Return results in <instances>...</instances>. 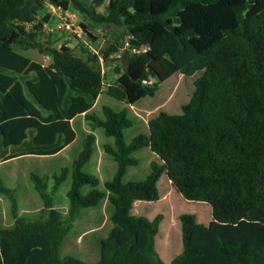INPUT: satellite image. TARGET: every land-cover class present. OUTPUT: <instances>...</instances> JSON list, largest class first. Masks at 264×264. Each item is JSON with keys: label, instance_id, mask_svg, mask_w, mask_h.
<instances>
[{"label": "trees", "instance_id": "16d2710c", "mask_svg": "<svg viewBox=\"0 0 264 264\" xmlns=\"http://www.w3.org/2000/svg\"><path fill=\"white\" fill-rule=\"evenodd\" d=\"M51 1L124 28L133 53H124V70L106 89L118 102L133 106L173 75H200L180 115L160 112L148 121L147 135L126 143L132 122L124 109L103 106L102 118L92 112L104 86L99 60L118 50L100 57L83 46L78 53L47 48L49 64L32 61L17 49L41 48L37 38L50 20L37 18L45 0H0V162L59 153L75 139L71 120L83 114L113 140L103 150L116 164L101 187L84 171L95 148L88 134L70 169L51 178L30 174L47 213L18 217L11 200L14 227L0 228V264H90L59 258L58 251L80 212L105 198L112 227L92 264H165L154 249L162 216L131 215L134 202L158 201L163 174L185 200L211 209L208 226L191 214L178 217L181 252L169 264H264V0H117L106 15L96 13L101 0ZM144 148L160 163L150 164L142 182H124L127 168L137 165L132 155ZM67 179L63 218L52 195ZM0 194H14L1 179Z\"/></svg>", "mask_w": 264, "mask_h": 264}, {"label": "rangeland", "instance_id": "374dc122", "mask_svg": "<svg viewBox=\"0 0 264 264\" xmlns=\"http://www.w3.org/2000/svg\"><path fill=\"white\" fill-rule=\"evenodd\" d=\"M93 4L97 0H83ZM102 4L96 7V13L106 15L110 7L117 0H101ZM45 14L50 15V20L44 25L43 31L37 38L41 48L17 49L30 60L47 65L51 58L46 54L47 48L58 50H71L78 53L80 46L85 47L90 53L101 57L102 53L116 48L118 51L111 54L107 61L99 60L101 72L104 74L102 95L96 100L92 112L102 118V107L108 106L113 111L125 110L132 126L124 132V140L128 143L138 134H148V121L155 118L160 112L170 116L182 113V106L187 104L194 91L193 83L200 73L184 77L176 74L164 81L153 97H145L133 106L125 105L106 95L107 84L116 81L125 67V52L127 50V36L122 27L92 22L85 13L68 6L62 9L45 0L44 8L38 14V19ZM82 25L86 29L82 28ZM133 51L129 52V54ZM118 69V72L115 69ZM119 73V74H118ZM75 131L74 141L53 156H23L0 162V179L11 189H14L12 198L0 194V228L11 229L14 227V218L11 210V200L17 205V215L23 218L45 217L43 202L29 179L30 174L38 176L59 173L62 168L70 169L72 162L77 159L82 141L88 134L95 137V148L90 163L84 171L95 176L102 184L110 180L116 173V164L104 153L105 144L112 145L113 140L106 138L101 129H92L83 115L76 116L71 121ZM11 152L14 150L11 149ZM137 160L136 166H129L123 178L124 182H142L150 170L152 162L160 163L158 158L148 149L144 148L132 155ZM53 181L47 185V193L51 192ZM70 179L60 185L52 195L54 209L66 217L68 201L66 192L69 189ZM159 199L156 202L137 201L133 203L131 215L152 221L156 215H161L158 235L155 238L154 249L164 261L174 258L181 251V233L178 217L182 214H191L196 222L205 226L211 220L210 207L202 202L185 200L171 186L165 175H161L157 182ZM112 207L105 198L97 207L85 209L73 224V228L66 236L58 257L70 256L84 263H95L99 257L98 246L109 229L112 227L110 215ZM164 258V259H163ZM165 262V261H164Z\"/></svg>", "mask_w": 264, "mask_h": 264}, {"label": "crops", "instance_id": "0c3cea01", "mask_svg": "<svg viewBox=\"0 0 264 264\" xmlns=\"http://www.w3.org/2000/svg\"><path fill=\"white\" fill-rule=\"evenodd\" d=\"M82 115H83V114H82ZM77 116H78V115H77ZM80 116H81V115H80ZM71 121H72V120H71ZM75 137H76V136H75ZM69 145H70V144H69ZM136 202H137V201H136ZM134 203H135V202H134ZM132 208H133V207H132ZM209 222H210V220L207 222V224H206L205 226H208ZM180 252H181V251H180ZM158 256H159V255H158ZM176 256H177V255H176ZM176 256H175V257H176ZM175 257H174V258H175ZM160 259H161V258H160ZM163 259H164V258H163ZM172 259H173V258H172ZM172 259L170 260V258H166V259H164L165 262H164L162 259H161V260H162L165 264H169V263L172 261Z\"/></svg>", "mask_w": 264, "mask_h": 264}]
</instances>
